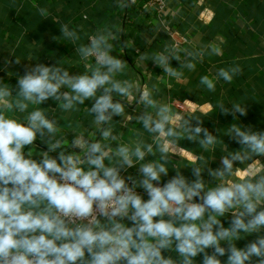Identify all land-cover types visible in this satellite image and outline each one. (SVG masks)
I'll return each instance as SVG.
<instances>
[{"label": "clouds", "instance_id": "clouds-1", "mask_svg": "<svg viewBox=\"0 0 264 264\" xmlns=\"http://www.w3.org/2000/svg\"><path fill=\"white\" fill-rule=\"evenodd\" d=\"M135 2L117 0L116 6L123 9ZM38 12L49 15L43 7ZM60 31L74 44L81 40L66 23ZM120 34L116 25H105L75 48L84 61L82 74H70L59 62L37 63L17 79L15 95L11 85L0 81V264H195L200 254L202 264H222L218 257L225 255L224 264H264V235L260 234L264 163L256 159L264 156V131L231 124L225 135L240 149L229 151L223 142L225 155L215 169L209 166L214 157L190 156L194 179L189 180L182 167L173 163L174 157L187 155L180 142H198L208 152L221 143L220 137L203 127L200 116L175 111L155 99L153 92L159 91L155 84L149 89L116 78L126 67L112 54ZM207 51L222 54L214 45ZM204 55L205 50L184 49L182 59L178 47L166 46L150 59L164 74L181 80L182 69L194 71V61ZM172 60L179 62V68L171 66ZM239 74L242 68L235 65L220 68L216 77L231 83ZM199 83L215 91L209 76H202ZM49 99L57 102L62 113L78 112L79 106L93 100L86 111L93 116L97 132L85 134L73 128L71 141L66 135L58 138V120L39 107L29 111L30 105ZM133 101L143 106L136 116L125 110ZM216 108L234 119L248 111L246 103L240 102L230 107L218 102ZM14 112L25 115H9ZM114 116L124 118L123 126L132 120L142 125L143 132L136 133L140 138L121 143ZM144 133L151 142L143 138ZM38 136L47 145L46 151L38 153L39 160L32 151ZM26 146L33 147L25 152ZM148 156L153 159L146 161ZM237 162L243 167H236ZM137 164V176L121 175ZM170 167L175 175L158 186ZM244 169L247 175L238 178ZM205 172L214 186L205 181ZM137 188L145 190L147 200ZM229 215L230 226L225 227L220 218ZM252 234H257L254 241L236 246V241ZM208 249H213L211 254ZM164 251L175 252L177 258L166 257Z\"/></svg>", "mask_w": 264, "mask_h": 264}, {"label": "crops", "instance_id": "crops-1", "mask_svg": "<svg viewBox=\"0 0 264 264\" xmlns=\"http://www.w3.org/2000/svg\"><path fill=\"white\" fill-rule=\"evenodd\" d=\"M116 2L117 0H0V81L11 85L15 95L17 79L37 63L52 66L59 62L70 74H82L86 70L84 61L80 60L75 48L80 43H87L88 36L103 26L116 25L121 30L120 43L115 45L112 54L126 62L124 72L116 78L130 80L149 89L155 84L159 89L158 92H153L155 99L172 105L175 111L200 116L204 119L203 127L220 137L221 143L208 152H204L198 142L186 139L180 142V146L187 149V155L182 159L174 157L173 163L182 167V174L189 180L194 179L189 168L190 156L203 153L206 157H214L209 166L215 169L220 166L221 156L225 155L223 142L229 151L240 149L239 144L225 135L231 124L238 123L251 127L254 131H264V0H166L162 13L150 7L148 0H136L135 4L123 9L117 7ZM40 7L48 10L47 17L39 14ZM65 23L70 29L78 31L80 41L74 44L61 36L60 25ZM209 45L218 46L222 54L209 55ZM166 46L178 47L182 59L184 49L205 50V55L202 60L194 61V71L182 69L184 76L177 80L164 74L150 59ZM141 55L149 58L141 60ZM16 59L20 63H15ZM92 62L94 61H89ZM170 63L174 68L180 66L176 60ZM235 65L242 68V74L234 76L231 83L217 79L216 74L220 68ZM205 75L214 80L215 91H209L200 85V78ZM218 102H223L227 107L233 102L246 103L247 115L237 114L236 119L231 115H223L216 108ZM93 103V100H89L79 106L78 112L62 113L57 109V102L49 99L42 105H30L29 111L37 107L45 110L50 118L59 121L60 131L57 137L66 135L71 141L75 135L71 132L73 128L85 134L97 132L92 123L93 116L86 111ZM125 110L128 115L136 116L143 110V106L133 101ZM9 115L22 117L25 114L14 112ZM113 125L116 132L120 133L121 143L139 139L136 133L143 132L142 125L135 120L128 121L123 126L124 118L119 116L113 117ZM143 138L151 142L147 133H144ZM92 139L96 137L93 136ZM97 139H100L99 134ZM32 147L26 146L25 152ZM46 150L47 145L38 136L32 149L33 158L41 159L38 153ZM69 151L80 150L69 147ZM51 155L56 157L58 153ZM151 159V156L145 158L146 161ZM256 159L264 163V156ZM235 166L243 167L238 162ZM138 168L137 164L121 175L125 178L129 175L137 176ZM174 175L175 171L170 167L167 176L162 174L158 186H162ZM203 175L209 186L215 185L207 172ZM246 175L247 170L244 169L238 174V178ZM137 191L145 200L148 199L144 189L137 188ZM220 219L225 227L230 226V215ZM124 223L131 226L127 219ZM260 234L264 235V230ZM256 238L257 234L246 235L235 243L238 248H243ZM207 251L211 254L213 249ZM163 254L177 258V254L172 251H164ZM218 258L222 264L227 260L226 255ZM194 259L195 264H202L203 254Z\"/></svg>", "mask_w": 264, "mask_h": 264}, {"label": "built area", "instance_id": "built-area-1", "mask_svg": "<svg viewBox=\"0 0 264 264\" xmlns=\"http://www.w3.org/2000/svg\"><path fill=\"white\" fill-rule=\"evenodd\" d=\"M148 5L155 8L159 13H162L166 7V0H148ZM136 192L138 193L137 189Z\"/></svg>", "mask_w": 264, "mask_h": 264}]
</instances>
